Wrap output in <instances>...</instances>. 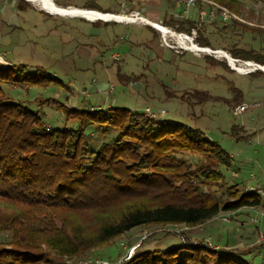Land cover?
<instances>
[{"label":"trees","instance_id":"16d2710c","mask_svg":"<svg viewBox=\"0 0 264 264\" xmlns=\"http://www.w3.org/2000/svg\"><path fill=\"white\" fill-rule=\"evenodd\" d=\"M207 1L243 15L240 0ZM95 3L82 9L111 13L100 11ZM232 22L264 33L260 26ZM196 33L197 44L210 48L197 29ZM230 54L264 66V56L252 51ZM204 56L214 62L212 56ZM142 77L126 76L117 68L116 78L124 85ZM50 85L61 82L39 67L28 72L23 64L0 65V235L7 238L0 241V264H67L87 258L137 227H196L220 212L262 204L256 191L228 185L221 168L231 167V155L199 129L126 108L77 109L55 99H39L38 106L53 105L66 121L76 122L75 128H48L40 109L4 94L7 86ZM159 86L166 99L175 95ZM230 88L241 97L239 90ZM188 94L199 103L217 101L204 91ZM89 127L116 134L92 151L86 145ZM240 129L231 127L236 142L255 137L240 136ZM186 153L198 158L195 165L182 157ZM241 254L236 249H212L200 241L138 252L122 264H251Z\"/></svg>","mask_w":264,"mask_h":264},{"label":"rangeland","instance_id":"374dc122","mask_svg":"<svg viewBox=\"0 0 264 264\" xmlns=\"http://www.w3.org/2000/svg\"><path fill=\"white\" fill-rule=\"evenodd\" d=\"M90 1L94 0H53L61 7L81 9L88 7L87 3ZM133 1L136 3L139 0ZM176 1L164 2V11L168 9L164 27L189 38H194L192 28L197 29L198 36L207 39L211 49L222 50L230 58L233 50L252 51L264 56L263 32L246 31L233 23L232 19L201 20L199 10L206 7L202 2L189 8L179 3L180 7L174 9L173 4H178ZM240 1L244 6L243 15L239 17L234 14L238 20H233L264 29V0ZM96 3L97 9L113 12L112 14H130L135 7L131 0H96ZM122 3L128 10L122 9ZM141 4L143 3L139 1L137 6L141 7ZM17 5L22 7V17L18 27H10V34H6L0 41V55H3L5 62L0 65L12 62L16 65L23 64L27 66L28 72L39 67L60 80L61 85L32 88L7 86L4 92L7 98L27 103L33 110L40 109L48 128H75L76 122L66 121L53 105L44 103L38 106L39 99H55L68 108L120 107L141 114L146 107H150L157 120L187 124L199 129L209 140L218 143L231 155V167L221 168L228 185L238 190L253 188L260 195L263 203L253 208H260L264 219L263 71L257 75H252L257 70L239 74L224 57L215 56L212 62L211 59H204V53L184 50L167 37V43L175 47L169 48L163 44L161 32L147 25L105 23L100 20L90 22L78 17L50 15L26 0H17L16 8ZM196 37L193 42L197 44ZM117 68L126 76L143 77L137 82L124 85L116 78ZM159 83L175 95L166 99ZM232 86L240 91L241 97L235 95L230 88ZM194 90L207 92L216 97L217 101L199 103L188 94ZM221 98L226 101H221ZM243 104L248 108L237 113L236 108ZM232 126L241 127L240 136L255 134V137L236 142L230 136ZM86 133L87 147L96 151L102 142L113 139L116 131L103 133L98 128L89 127ZM182 157L191 165L198 161L197 157L187 153ZM246 208L220 212L196 227H137L110 245L93 251L87 258L67 264H99L100 260L107 264H122L138 252L163 251L176 245L197 244L200 241L212 249L226 251L219 241L212 243L215 237L211 228L215 225L219 229L235 232L245 225L256 234L255 231L259 230V226H256L258 216L254 212H247L249 210ZM255 219L256 222L252 221ZM258 234L260 240L256 245H264L263 233ZM258 234L255 235L256 238ZM206 238L209 239L204 241ZM6 239L5 235H0V241ZM249 261L252 264H264V260L258 258V255Z\"/></svg>","mask_w":264,"mask_h":264},{"label":"crops","instance_id":"0c3cea01","mask_svg":"<svg viewBox=\"0 0 264 264\" xmlns=\"http://www.w3.org/2000/svg\"><path fill=\"white\" fill-rule=\"evenodd\" d=\"M132 4L135 2L133 0ZM136 1V0H135ZM138 1V0H137ZM142 2L141 7H138V2ZM135 3V7L133 10H131L130 13L141 15L145 19L160 23L162 26L166 25V18L165 13L168 11L166 8V11H164V6H166L165 1L163 0H139ZM17 0H0V41L6 34H10V30H8L10 27H18L20 23V18L22 17L20 15V12H23L22 10H19L16 8ZM97 5V3H95ZM174 9L180 7L179 4H173ZM128 10V7H127ZM109 12V11H107ZM113 13V12H111ZM170 15V14H169ZM170 19H172V15H170ZM169 20V18H168ZM117 23V22H115ZM125 24H131V23H125ZM20 27V26H19ZM9 53V52H8ZM11 53V50H10ZM15 63V62H12ZM11 63V64H12ZM263 203V201H262ZM247 212H254L255 216L257 217V227L259 226V230H256V234L263 233L264 235V219H263V211L260 208H246ZM212 235H214L215 239L212 243H220V245L225 246V249L227 250H239L242 254L241 257L251 263L249 261L250 258H252L255 255H258V258H262L264 260V245L257 246L258 240H260L259 234L258 237H255V233L252 231V228L247 226H242L240 228H237L234 232L233 231H227L226 229H219L218 226H213L211 228ZM201 235V234H200ZM199 235V236H200ZM206 238L204 241H207ZM212 240V239H211ZM257 246V247H255ZM252 264V263H251Z\"/></svg>","mask_w":264,"mask_h":264},{"label":"built area","instance_id":"2783aa9c","mask_svg":"<svg viewBox=\"0 0 264 264\" xmlns=\"http://www.w3.org/2000/svg\"><path fill=\"white\" fill-rule=\"evenodd\" d=\"M176 2L178 4L179 3L183 4L185 7H188V8L196 5V3H198V2H202L206 7L205 8H201V10H199V17L201 18V20H204V18H208L207 21H209V20L213 21V20H215L217 18L224 19V20H230V19H236V20H238V18L234 14L230 13L227 9H225V8L219 6V5H217V4H215V3L211 2V1H207V0H177ZM121 7H122V9L127 10V7L125 6L124 3L121 4ZM123 15L133 17L134 20H135L133 23L146 25V24L141 23L140 20L141 19H145L141 15H136V14H133V13L123 14ZM97 21H99V20H94V21H90V22H97ZM113 22H115V21H113ZM201 22H203V21H201ZM147 26H149V25H147ZM154 29H156V28H154ZM191 32H192L193 37L195 38L196 35H197L196 29L192 28ZM178 34L181 35V36H183V37H185V38H187V39H189V42L190 41L193 42V39L194 38H189V36H187L185 34H182V33H178ZM163 42H164L163 44H165L167 47H169V48H175L171 44L167 43L166 39H164V38H163ZM194 44H195V46H199L196 43H194ZM160 45H162V44H160ZM175 52H178V51L176 50ZM194 52L196 54L204 53L205 55L212 56L213 58L215 56H219L218 52H216V51H212V52L211 51L210 52L194 51ZM219 57H221V56H219ZM231 62H232V64H231ZM231 62L229 61L228 64H230L231 68L235 72H237L239 74L251 73V72L257 70V68H258L257 67V64L254 63V62H252V61L250 62V61H242V60H239V59H232ZM0 63H5L4 60H3V55H0ZM246 108H248V106L243 104V105H241V106H239V107L236 108V112L239 113V112L243 111ZM144 114L146 116H148V117L155 118V116L151 112L150 107H146L144 109ZM250 190L251 191H255V189H253V188L250 189ZM252 221L256 222V219L255 220H252ZM192 245H197V244L196 243H193ZM99 264H107V263L100 260L99 261Z\"/></svg>","mask_w":264,"mask_h":264},{"label":"bare ground","instance_id":"6f19581e","mask_svg":"<svg viewBox=\"0 0 264 264\" xmlns=\"http://www.w3.org/2000/svg\"><path fill=\"white\" fill-rule=\"evenodd\" d=\"M37 6L42 11L50 14V15H57L60 17H68V18H83L87 21H94V20H114L117 23H133L135 20L133 17L126 16L123 14H103L99 11L95 10H87V9H81L73 6L69 7H61L56 5L53 0H26ZM150 25L155 27L158 31L161 32V35L164 39L171 38L175 41L176 45L184 50L194 52L196 51L195 45H190L189 39L179 35L178 33L170 30L167 27H164L156 22L148 21ZM206 52H210V50H205ZM219 56L221 57H227L229 61L231 62V58L223 52H218ZM232 64V62H231Z\"/></svg>","mask_w":264,"mask_h":264},{"label":"water","instance_id":"95a60500","mask_svg":"<svg viewBox=\"0 0 264 264\" xmlns=\"http://www.w3.org/2000/svg\"><path fill=\"white\" fill-rule=\"evenodd\" d=\"M29 2V1H28ZM31 3V2H30ZM105 14H109V13H105ZM102 21V20H101ZM111 21H114V20H105V22H111ZM141 21V23H143V24H146V25H149V26H151V27H153L152 25H150L149 23H148V20L147 19H141L140 20ZM116 22V21H115ZM153 28H155V27H153ZM190 45H195L192 41H190ZM196 51H200V52H206L205 50H210L211 52L212 51H216V52H223V53H226V52H224V51H222V50H212L211 48H208V47H200V46H197L196 48ZM230 57V56H229ZM225 59L229 62V59H227V57H225ZM233 58H231V60H232ZM257 70H260V71H263L264 72V66H261V65H259V64H257Z\"/></svg>","mask_w":264,"mask_h":264}]
</instances>
